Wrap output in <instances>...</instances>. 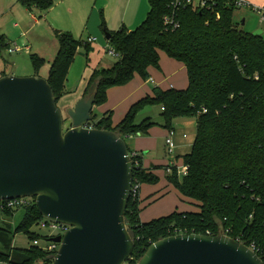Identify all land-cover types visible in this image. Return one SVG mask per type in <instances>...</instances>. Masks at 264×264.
<instances>
[{
  "label": "trees",
  "instance_id": "trees-1",
  "mask_svg": "<svg viewBox=\"0 0 264 264\" xmlns=\"http://www.w3.org/2000/svg\"><path fill=\"white\" fill-rule=\"evenodd\" d=\"M18 2L28 11L46 12L54 5L53 0ZM168 2L148 0L149 12L139 26L130 31L122 26L109 34L107 43L119 57L111 68L94 70L84 91V96L95 95V106L103 105L109 89L129 84L135 75L145 80L149 68H158L160 52L186 70L184 90L155 87L151 96L132 104L115 126L110 112L100 118L93 115V128L116 132L123 140L147 135L157 125L150 118L135 122L145 107L161 108L166 130H173L176 118H194L196 122L191 150L182 156L186 175L178 176L172 168L166 180L198 211L174 212L143 223L139 218V196L130 197L124 220L133 234L134 249L128 263L135 264L156 241L179 234L226 235L252 247L264 263V39L238 29L233 22V13L238 9L233 0H217L212 9L201 12L180 11L179 29L164 31L162 18ZM54 34L58 50L45 80L58 102L65 94L74 57L81 48L87 56L90 43L75 40L68 32ZM6 46L0 34V49ZM30 60L35 72L44 64L36 55ZM135 154L131 158L133 185L140 188L141 184L156 183L154 171L161 167L145 169L141 154ZM24 211L16 233L27 234L42 219L35 204ZM13 214L0 210L4 218H12ZM3 231L0 227V237ZM29 238L27 249L9 251L1 246L0 264H51L50 255L32 246L38 236Z\"/></svg>",
  "mask_w": 264,
  "mask_h": 264
},
{
  "label": "water",
  "instance_id": "water-1",
  "mask_svg": "<svg viewBox=\"0 0 264 264\" xmlns=\"http://www.w3.org/2000/svg\"><path fill=\"white\" fill-rule=\"evenodd\" d=\"M93 106V93L77 101L64 130L45 79L0 77V201L33 198L42 218L70 227L51 239L59 244L51 264H129L134 249L124 220L132 160L118 133L89 127ZM135 264L264 263L228 236L179 234L151 244Z\"/></svg>",
  "mask_w": 264,
  "mask_h": 264
},
{
  "label": "rangeland",
  "instance_id": "rangeland-1",
  "mask_svg": "<svg viewBox=\"0 0 264 264\" xmlns=\"http://www.w3.org/2000/svg\"><path fill=\"white\" fill-rule=\"evenodd\" d=\"M140 0H132L129 6L119 12L115 8L113 12L107 10L106 20L104 9L101 0H53V7L45 14L39 10L33 9L30 13L21 6L18 0H0V34H4L5 40L8 43L10 50L0 49V68H5L6 72H11L14 69L15 77H29V74H37L39 77L46 79L49 71L50 61L53 60L57 50L58 43L55 38V32H68L75 40L84 41L88 37L95 38L96 42L90 44V51L87 56L83 55L81 48L73 59V62L68 71L65 87L67 90L75 88L82 81L83 73L86 67H97L98 62L104 63L106 60L111 62L117 59L105 55L100 50V46L106 44L105 32L111 34L118 31L122 26H129L138 12V2ZM143 19L149 12L148 0H143ZM243 8V9H242ZM236 9L233 13V22L241 21L240 15L246 11V7ZM108 22V24H107ZM143 21H141L142 23ZM104 23L105 29L102 28ZM138 22L132 23L135 26ZM140 23V24H141ZM139 24V25H140ZM136 25V26H139ZM136 27H134L135 29ZM238 29L244 31L242 26ZM253 34V33H251ZM109 47V45H108ZM13 50V51H11ZM108 51V50H107ZM36 55L44 60V64L35 72L30 57ZM159 63L161 59L177 63V61L169 58L166 54L160 53ZM158 67L160 68V64ZM180 65V64H179ZM158 68H150L148 77L143 80L136 76V81L140 83L146 82L147 79H164L170 75L169 71H156ZM172 82L171 76H168ZM134 79V78H133ZM133 79L131 82H133ZM160 83V88H165L168 84ZM139 83V84H140ZM129 85V84H128ZM127 85V86H128ZM138 86L137 83L135 85ZM156 85L146 84L145 92L151 93ZM134 90V89H133ZM144 94V91L143 93ZM146 96V94L144 95ZM140 98L137 97L135 101ZM57 107L61 110L64 119V130L69 127V121L66 119V110ZM66 111V112H65ZM93 115L100 118V115L94 110ZM161 108L159 106L145 107L138 113L136 123H139L144 118L149 117L159 125L152 127L148 138L153 139V144L150 151L145 155V159L150 162H159L166 160L164 151V136L162 131L165 128L162 126ZM123 115L118 112L111 114V120H120ZM174 119L172 125H176V130L184 132L188 136V142L196 130V122L194 118ZM135 139H125V144L129 150H133V142ZM144 150L143 152H145ZM176 153V151H175ZM173 156V155H172ZM182 173V163L180 157L177 158V174ZM158 181L154 184H141L138 191L139 195V218L143 223H148L152 220L166 217L174 212H196L198 209L190 200L183 198L180 193L174 189L166 180L165 169H157L154 171ZM162 196V197H161ZM161 197V198H160ZM156 198H160L155 200ZM25 211L23 208L17 209L12 218H4L0 216V227L4 231L2 240L0 241V250L3 246L5 250L14 251L27 249L31 245L30 236L36 235L40 239V245H44V239L56 233H51L48 228H40L38 225H33L28 229V233L18 232L14 230L22 221ZM0 237V238H1Z\"/></svg>",
  "mask_w": 264,
  "mask_h": 264
},
{
  "label": "crops",
  "instance_id": "crops-1",
  "mask_svg": "<svg viewBox=\"0 0 264 264\" xmlns=\"http://www.w3.org/2000/svg\"><path fill=\"white\" fill-rule=\"evenodd\" d=\"M101 1H102L103 7H105V8H103L104 9L103 11H104L105 20H106L107 10L110 12H113L114 9L116 8L118 12L120 10L123 11L124 8L126 9L129 6V3H131L132 0H101ZM242 1L247 4V7L244 8V9H246V11L243 13V15H240V17L242 18L241 21L235 20L236 24H238L239 26H242L244 29V32H246V33H254L256 31H260V36L264 39V21L261 20V15L258 12L254 11V7H256V8L264 7V0H242ZM143 3H144L143 0H140L138 2V12L135 14L132 22L129 23L130 25L126 26V27L123 26L127 30H129V31L133 30L134 27H137L136 25H139L141 23V21H143V20L139 19V18L143 17V10H144L143 9ZM26 11L30 13L32 10L31 11L26 10ZM48 11H46L45 14ZM135 22H138V23L135 26H131L132 23H135ZM107 24H108V22H107ZM2 36L4 37L3 33H2ZM90 38L91 37H88L84 41H87ZM91 39H94V41L91 42L90 44H93L96 42L95 38H91ZM4 40H5V37H4ZM106 42H107V40H106ZM5 43L7 44L6 49H8V51H9L10 50V48H8L9 42L7 43L5 40ZM107 49H108V43L104 44L103 46H100V50L102 51V53L104 55H105ZM11 51H13V50H11ZM160 53H162V52H160ZM160 53H159V55H160ZM115 62H116L115 60H114V62H111L110 60H106L104 63L98 62L97 67L96 66L94 68L86 67L84 70V73H83L82 81L78 84L77 87L71 88V90H67L66 87H64L65 94L58 100V102H57L58 106L64 110H66V111L73 109V107L75 106L77 101H79L82 97H84V91H85V88L87 85V81H88L89 77L91 76L92 72L94 70H99L102 68L103 69H109L115 64ZM156 71H159V72L169 71L170 75H168V76H171L173 83L168 82V81H170V78L168 76L165 77L164 79L159 80V74L156 75L157 76L156 80L153 78H149L146 80V82L140 83V82L136 81V75H135L133 82H130L129 85L127 84L128 86L125 85L122 87H114V88L109 89L107 91L106 102L101 106H93L92 112L94 110H96V112L101 116L105 113L110 112L112 114L113 112L116 111L119 114L123 115L120 118V120H111L112 126H115L121 121V119L124 117V115L126 114V112L128 111V109L130 108V106L132 104H134L135 102H137L138 100H140L146 96L152 95V91H151V93L145 92L146 89L144 88V86H146V84L149 83L152 85H156V87L160 88V86H159L160 83L168 82L167 86L164 89L160 88L161 90H168V89L184 90L187 87L186 70L181 63H179V62H178V64L177 63H171V61H167L166 59H161L160 68L158 67V70H156ZM5 75L19 76V75L15 74L14 69H12L11 72H6L5 68H0V77L5 76ZM29 75L30 76H38L37 74H29ZM136 83L138 85L137 87L135 86ZM143 91H144V94H142ZM145 94H146V96H144ZM137 97H140V98H138L135 101V99ZM146 118H149V117H146ZM180 119H179V121H182ZM182 119H185V118H182ZM135 122H136V119H135ZM157 125H159V124H157ZM176 125H172V129L175 131V136L173 138L174 143H175V147L172 151V154H170V155L167 153V148L165 146V137L167 135L168 130L165 129V131H162V135L164 136L165 157L167 156L166 160L163 159V161L153 163V162H150V161L145 159V155H147L149 153L150 147L153 144V142H152L153 139L148 138L152 128L149 129L147 135L130 137L131 139H135L133 142V152L141 154L143 168L149 169L152 167H161V169H165L170 163H175V165H177V158L178 157H180V161L182 163V156L188 154L191 150L192 143H193L194 138H195L196 130H195L194 134L192 135L191 140L188 142V136L186 135V133L177 131ZM144 150H146V151L143 152ZM175 151H176V153H175ZM160 198H156L155 200H158Z\"/></svg>",
  "mask_w": 264,
  "mask_h": 264
},
{
  "label": "built area",
  "instance_id": "built-area-1",
  "mask_svg": "<svg viewBox=\"0 0 264 264\" xmlns=\"http://www.w3.org/2000/svg\"><path fill=\"white\" fill-rule=\"evenodd\" d=\"M216 2H217V0H169L168 5H167V13L162 18V25H163L164 31L173 32V31L179 29L180 22L178 19V13L180 11L190 10L192 12H196V11L201 12L203 10H210V9H212V7L215 6ZM233 5H234V7L238 8V9L242 8V7H247V4L245 2H243L242 0H233ZM254 11L258 12L261 15V20L264 21V7H262V8L254 7ZM93 41H94V39H91V38L87 40L88 43H91ZM107 50H106L107 55H109L112 58L118 59V57H119L118 54H116L110 47H108ZM174 136H175L174 130H168L167 131V135L165 137V146L167 148V153L169 155L172 154V151L175 147V143H174V139H173ZM129 157L130 158L136 157V154L132 153L131 155H129ZM172 168H176V172H177V165H175V163H170L165 168L166 174H169L171 172ZM185 175H186V168L184 167V165H182V173L179 174L178 176L182 177ZM139 189L140 188H139L138 184L135 183L133 185V183H132L131 192H130L132 199L136 198V196L138 195ZM31 204H35L34 199L28 198V197L12 199V200H4V201H0V210L1 211L10 210V211L15 212L17 209H20V208L24 209V208L30 206ZM37 225L40 228H48V230H50L51 233H56V235H51L50 237H46L44 239L45 242H44L43 246L40 245L39 237L32 241V246L38 247L43 252L50 255V257L52 259V257L54 255H56V253L59 249V244L51 242V239L56 238L58 236H63L64 233L70 227L68 225L55 223V222H52V221L44 219V218H42L37 223ZM250 249L255 253V251L252 247H250Z\"/></svg>",
  "mask_w": 264,
  "mask_h": 264
},
{
  "label": "flooded vegetation",
  "instance_id": "flooded-vegetation-1",
  "mask_svg": "<svg viewBox=\"0 0 264 264\" xmlns=\"http://www.w3.org/2000/svg\"><path fill=\"white\" fill-rule=\"evenodd\" d=\"M91 125H92V123L89 124L90 127H92Z\"/></svg>",
  "mask_w": 264,
  "mask_h": 264
}]
</instances>
